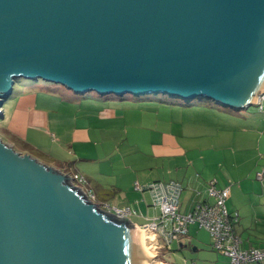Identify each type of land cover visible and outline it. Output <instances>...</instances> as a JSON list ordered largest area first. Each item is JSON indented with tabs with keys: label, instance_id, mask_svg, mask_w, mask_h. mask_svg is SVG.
<instances>
[{
	"label": "water",
	"instance_id": "water-1",
	"mask_svg": "<svg viewBox=\"0 0 264 264\" xmlns=\"http://www.w3.org/2000/svg\"><path fill=\"white\" fill-rule=\"evenodd\" d=\"M21 78L249 109L264 94V0H0V108ZM65 179L0 141V264H147L136 228Z\"/></svg>",
	"mask_w": 264,
	"mask_h": 264
},
{
	"label": "crops",
	"instance_id": "crops-1",
	"mask_svg": "<svg viewBox=\"0 0 264 264\" xmlns=\"http://www.w3.org/2000/svg\"><path fill=\"white\" fill-rule=\"evenodd\" d=\"M99 101L95 103L107 107L109 101L125 100L101 98ZM161 105L163 116L155 114L153 118H143L139 123H127L125 119L126 139L130 140V146L135 148L137 155H143L142 166L125 168L124 179L115 183H108L101 177L93 180L88 177L85 187L100 203L135 210L134 216L141 223H133L132 216L127 224L138 228L157 217L160 210L153 204L150 192L135 189L136 183L145 187L154 182H179L183 186L180 212L188 214L198 203L213 202L208 195V183L215 179L218 188L230 189L226 205L230 213L239 215L235 232L243 240V246L264 248V113L239 115L203 103L184 105L161 102ZM106 118L102 117L104 121H107ZM143 148L149 151L143 152ZM64 167L72 175L81 174L71 166ZM147 172H152V175L147 177L144 175ZM259 174H263L262 180L258 178ZM129 176H134L136 181L128 182ZM109 194L113 195V201L106 199ZM192 227H198L199 236L204 233L209 237L213 249L210 234L194 224L189 227L188 234L180 235L168 250L179 253L188 248L193 253L203 251L207 244L189 236ZM174 244L176 248H173ZM184 260L185 264H190L188 259ZM192 261L196 264L195 260ZM203 261L202 264H230L229 258L218 252L215 261Z\"/></svg>",
	"mask_w": 264,
	"mask_h": 264
},
{
	"label": "rangeland",
	"instance_id": "rangeland-1",
	"mask_svg": "<svg viewBox=\"0 0 264 264\" xmlns=\"http://www.w3.org/2000/svg\"><path fill=\"white\" fill-rule=\"evenodd\" d=\"M22 96L24 97L22 98ZM258 96L257 94L255 103ZM67 99H71V101ZM100 99V95L96 92L82 95L61 84L41 79L21 78L16 81L12 96L0 108L2 113L0 114V141L22 157L29 156L38 164L64 175L67 178L64 182L65 185L72 191H78L89 203L96 202L98 205H102L97 199L92 198L93 193H90L87 187L71 178L72 173L64 166L68 165L73 170L80 171L79 175L84 176L85 179L90 177L93 180L101 177L108 183L124 179L125 168L133 165L142 166L144 158L143 155H137L134 152L135 148L130 146V140L126 139L125 119L127 123L132 121L139 123L143 118H153L152 116L155 114L163 116L161 102L186 104L188 101L169 95H150L141 98L127 95L124 98L125 101H109L108 106L105 107L100 103H95L100 102ZM190 103L193 105L209 104L223 111L246 116H249L246 113L259 112V108L256 106L249 109L233 110L201 98ZM37 116H39L38 119H36ZM103 116L107 117L105 119L107 121L102 119ZM23 120H25L24 123ZM143 147H147V145ZM142 151L148 152L149 149L143 148ZM144 175L150 177L152 172H147ZM127 179L128 182L136 181L134 176L133 178L129 176ZM106 199L113 201V195L109 194ZM96 208L99 210V207ZM132 221L141 223L136 216H133ZM129 227L132 226L129 225ZM133 228H136L139 244L140 238L144 242L142 232L137 227ZM197 228L192 227L189 236L207 244L203 251L193 253L192 249L188 248L179 253L164 249L160 253L161 258L170 264H185L184 259H188L190 264H193L192 260H195L196 264L198 262V264H202L206 259L209 260L207 263L215 261L216 252L211 248L209 237L204 233L199 236L200 231H197ZM176 246L174 244L173 248ZM141 251L144 259L145 255L150 256L147 250Z\"/></svg>",
	"mask_w": 264,
	"mask_h": 264
},
{
	"label": "built area",
	"instance_id": "built-area-1",
	"mask_svg": "<svg viewBox=\"0 0 264 264\" xmlns=\"http://www.w3.org/2000/svg\"><path fill=\"white\" fill-rule=\"evenodd\" d=\"M255 106L259 108V112L264 113V94L258 96ZM71 178L80 185L85 186L87 183L84 176L79 174ZM258 178L262 180L263 174H259ZM135 189L150 192L153 204L160 210L157 217L138 227L143 234L144 245L150 255L149 264H168L162 260L161 251L171 249L172 243L180 235H187L189 227L194 224L210 234L213 249L227 256L230 264H264V248H245L243 240L235 232L239 215L228 211L226 202L230 196V189L218 188L217 180L213 179L208 183V195L213 198V202L198 203L188 214L180 212L183 186L179 182H154L145 187L136 183ZM92 198L96 199L94 194ZM95 203L92 202L99 207V210H105L109 215L123 221L136 215V211L131 208H115L108 204Z\"/></svg>",
	"mask_w": 264,
	"mask_h": 264
},
{
	"label": "trees",
	"instance_id": "trees-1",
	"mask_svg": "<svg viewBox=\"0 0 264 264\" xmlns=\"http://www.w3.org/2000/svg\"><path fill=\"white\" fill-rule=\"evenodd\" d=\"M83 97H85V96H83ZM101 98H109V99H114L113 97H115V98H117V99H119V100H124V98L126 97V96H124V97H117V96H115V95H109V96H100ZM192 103H190V102H186V104H184V105H191ZM229 109H231V108H229ZM239 222V221H238Z\"/></svg>",
	"mask_w": 264,
	"mask_h": 264
},
{
	"label": "bare ground",
	"instance_id": "bare-ground-1",
	"mask_svg": "<svg viewBox=\"0 0 264 264\" xmlns=\"http://www.w3.org/2000/svg\"><path fill=\"white\" fill-rule=\"evenodd\" d=\"M257 97V96H256ZM140 230V229H139ZM141 231V230H140ZM140 245H141V250H144L145 249V251H146V248H145V245H144V242H142V240H141V238H140ZM146 256V255H145ZM150 257V256H149ZM149 257L147 256V260H148V263L147 264H149Z\"/></svg>",
	"mask_w": 264,
	"mask_h": 264
}]
</instances>
